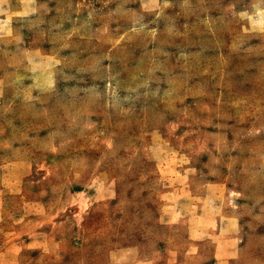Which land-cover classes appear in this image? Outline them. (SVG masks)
Returning a JSON list of instances; mask_svg holds the SVG:
<instances>
[{"label":"rangeland","instance_id":"obj_1","mask_svg":"<svg viewBox=\"0 0 264 264\" xmlns=\"http://www.w3.org/2000/svg\"><path fill=\"white\" fill-rule=\"evenodd\" d=\"M0 264H264V0H0Z\"/></svg>","mask_w":264,"mask_h":264}]
</instances>
